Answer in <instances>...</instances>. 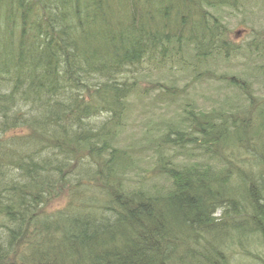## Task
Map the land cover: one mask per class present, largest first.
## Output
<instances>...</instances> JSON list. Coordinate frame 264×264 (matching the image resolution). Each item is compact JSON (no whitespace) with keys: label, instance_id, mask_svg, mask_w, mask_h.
<instances>
[{"label":"trees","instance_id":"1","mask_svg":"<svg viewBox=\"0 0 264 264\" xmlns=\"http://www.w3.org/2000/svg\"><path fill=\"white\" fill-rule=\"evenodd\" d=\"M259 12L0 0V264H264V35L228 28ZM193 82L223 99L197 106ZM137 100L175 116L120 143Z\"/></svg>","mask_w":264,"mask_h":264},{"label":"rangeland","instance_id":"2","mask_svg":"<svg viewBox=\"0 0 264 264\" xmlns=\"http://www.w3.org/2000/svg\"><path fill=\"white\" fill-rule=\"evenodd\" d=\"M252 27H254L257 30H261L264 35V15L263 13L259 12L257 16L255 17H250V20L245 23L242 19V16L239 15L237 18L234 17V15H231V18L228 19V28L230 31V39L232 42L235 44H241L249 40V38L253 35L254 31H252ZM224 68V67H222ZM223 71H219V73H222ZM232 72H238V70L235 68V71ZM165 72L161 74H156L155 73V78H159L162 81L166 80L167 78L164 79ZM181 75H177L176 77H179ZM185 78H180V82L178 83L180 87L185 85L187 82H192V80L188 77V75H184ZM147 82V81H146ZM145 85V84H144ZM260 84L256 83L255 88H259ZM221 90L218 88L217 85L215 84H207V83H200V82H193L191 83V86L189 87L188 91V96L193 98L195 100L197 106L205 108V109H211L214 107L216 103H219L220 100L223 99L224 96L219 95V92ZM261 92V91H259ZM147 100L141 101L138 103L135 102L136 108L134 110L138 111L133 112V116L130 119L129 127L127 129V132L122 135L120 138V143H131L132 145H135L137 142V146L144 143L143 140L146 138L144 137L147 129L149 128L148 125V120H143L145 117L152 118L153 122H160L161 120H156L159 116V114L163 113V117H171L175 116L174 114H171V112H168L170 110H174L175 107L167 109L166 106L160 105L159 108H154L153 111H151V104H148ZM148 104L147 106H144ZM167 114V115H164ZM149 121V122H150ZM155 128V127H154ZM153 128V129H154ZM151 129V133H154V130ZM56 206V205H54ZM220 214V212L218 213ZM251 256H248L249 258L245 263L247 264H254V260ZM251 260V261H249ZM244 263V262H243Z\"/></svg>","mask_w":264,"mask_h":264}]
</instances>
